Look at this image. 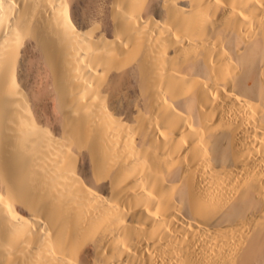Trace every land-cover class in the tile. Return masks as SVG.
I'll use <instances>...</instances> for the list:
<instances>
[{
  "label": "bare ground",
  "instance_id": "obj_1",
  "mask_svg": "<svg viewBox=\"0 0 264 264\" xmlns=\"http://www.w3.org/2000/svg\"><path fill=\"white\" fill-rule=\"evenodd\" d=\"M0 264H264V0H0Z\"/></svg>",
  "mask_w": 264,
  "mask_h": 264
}]
</instances>
